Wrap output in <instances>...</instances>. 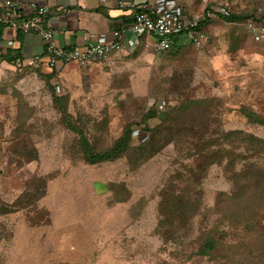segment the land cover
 I'll return each mask as SVG.
<instances>
[{
	"label": "rangeland",
	"instance_id": "374dc122",
	"mask_svg": "<svg viewBox=\"0 0 264 264\" xmlns=\"http://www.w3.org/2000/svg\"><path fill=\"white\" fill-rule=\"evenodd\" d=\"M177 1L205 22L198 49L141 38L86 66L0 70V264H264V47L210 11L264 0ZM150 105L174 131L145 122ZM126 129V154L89 162Z\"/></svg>",
	"mask_w": 264,
	"mask_h": 264
},
{
	"label": "built area",
	"instance_id": "2783aa9c",
	"mask_svg": "<svg viewBox=\"0 0 264 264\" xmlns=\"http://www.w3.org/2000/svg\"><path fill=\"white\" fill-rule=\"evenodd\" d=\"M47 2L48 0H43V3L31 2L24 5L22 0H0V25H6L13 32L22 35L34 34L41 41L43 52L31 59L29 66L43 65L50 71H55L73 64L85 66L106 61L112 55L122 52L125 46L136 48L143 36L154 40L151 45L157 52L173 49L182 34L197 49L207 41L205 31L198 29L203 20L187 13L177 0H114L118 9L130 13L133 18L128 26L130 36L125 37L117 30L112 32V39L101 34H87L81 45L66 48L55 41L54 30L47 17ZM215 12L226 14L223 9L213 13ZM245 28L252 41L264 47V19L259 23L248 21ZM7 45L11 47L12 41H8ZM163 107L159 105L158 108L162 110ZM138 134L135 131L133 133L136 136Z\"/></svg>",
	"mask_w": 264,
	"mask_h": 264
},
{
	"label": "crops",
	"instance_id": "0c3cea01",
	"mask_svg": "<svg viewBox=\"0 0 264 264\" xmlns=\"http://www.w3.org/2000/svg\"><path fill=\"white\" fill-rule=\"evenodd\" d=\"M22 2L26 5L31 2L43 3V0H22ZM47 8L48 14L53 15L50 18V26L54 30L55 41L60 46L70 48L81 45L84 42L83 37L87 34H101L107 39H112V32L117 30L125 37L130 36L129 24L126 21L131 15L118 9L114 0H48ZM8 41H12L11 47L7 45ZM177 44L182 45V40L179 39ZM135 49L125 46L122 52L110 58L124 56V52L128 55ZM7 51L12 54V61L8 60ZM42 52L43 47L37 36L19 35L6 26L0 38V70L12 68L14 60L18 58H21L23 66H29L30 60Z\"/></svg>",
	"mask_w": 264,
	"mask_h": 264
},
{
	"label": "trees",
	"instance_id": "16d2710c",
	"mask_svg": "<svg viewBox=\"0 0 264 264\" xmlns=\"http://www.w3.org/2000/svg\"><path fill=\"white\" fill-rule=\"evenodd\" d=\"M223 10L226 11L225 9H223ZM210 11H211V13L214 12L212 10H210ZM207 13H209V11ZM215 14L217 16H220L226 22H235V21L243 20L242 23L244 24V26L248 21H254V22L259 23L264 19V13L261 10L255 12V13H251L249 16H247V15H235V14L230 13L229 11L228 12L226 11V14H222L220 12H215ZM51 16H53V15L47 14L48 18H51ZM132 21H133V18L129 17L126 22H128V24L130 25L132 23ZM204 23H205L204 21H201L198 25V29H202ZM5 27H6V25H3V24L0 25V38L2 35V30ZM19 35H22V33H19ZM180 37L181 36L178 37V41H179ZM142 38H144V40H145L147 38V36H143ZM141 44H142V42L140 39V44L137 47H139ZM169 51H171V50H169ZM169 51H165L164 53L169 52ZM6 55H8V57H9L8 60L12 61L11 60L12 54L10 53V51H7ZM14 59H17V58H14ZM16 62H19V63H16ZM15 64L18 66L22 65L21 58H18V60H14V65ZM150 106L151 107L148 108V112H147L146 116L144 117L145 122L147 123L148 120L154 119L156 117L159 118L160 114H165V115L168 114V116H166V119L162 120L163 119L162 118L161 121L169 123L170 124V131L171 132L174 131L173 129L175 127V122H176L174 119L176 118V114H173L170 110H169V112H167L166 109L160 110L159 108H157V106L156 107H154L153 105H150ZM175 111L176 110H174L173 112H175ZM146 123H144L143 125H146ZM144 128L146 131H148L149 134H151L155 129L154 127H146V126ZM133 132H134V130H131V129L127 130L126 129L124 134L122 135V137H120L115 142V144L110 149H108L106 151H102L100 153H95L93 150L94 148H92L93 152L90 149L88 156H89V160H91V161H89V162L93 165L105 163V162H109V161H114V160L118 159L119 157H121L122 155L126 154V150L129 149V146H130L131 135L133 134ZM212 247H213V245L209 240L205 241L204 242V250L200 251V253L202 255L207 254L208 253L207 251L212 250Z\"/></svg>",
	"mask_w": 264,
	"mask_h": 264
},
{
	"label": "clouds",
	"instance_id": "9594fccd",
	"mask_svg": "<svg viewBox=\"0 0 264 264\" xmlns=\"http://www.w3.org/2000/svg\"><path fill=\"white\" fill-rule=\"evenodd\" d=\"M133 133H134V132H133ZM138 136H140V135L138 134ZM138 136H137V137H138ZM136 139H137V138H136Z\"/></svg>",
	"mask_w": 264,
	"mask_h": 264
}]
</instances>
